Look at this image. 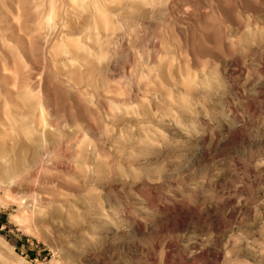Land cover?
<instances>
[{
    "label": "rangeland",
    "instance_id": "1",
    "mask_svg": "<svg viewBox=\"0 0 264 264\" xmlns=\"http://www.w3.org/2000/svg\"><path fill=\"white\" fill-rule=\"evenodd\" d=\"M0 264H264V0H0Z\"/></svg>",
    "mask_w": 264,
    "mask_h": 264
}]
</instances>
